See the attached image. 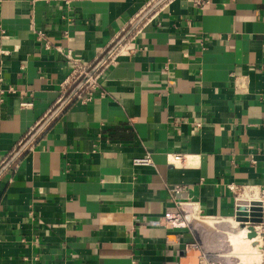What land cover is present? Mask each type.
<instances>
[{
    "label": "crops",
    "instance_id": "crops-1",
    "mask_svg": "<svg viewBox=\"0 0 264 264\" xmlns=\"http://www.w3.org/2000/svg\"><path fill=\"white\" fill-rule=\"evenodd\" d=\"M0 24V264H199L163 216L264 186V0H0ZM115 48L103 95L65 92L64 53Z\"/></svg>",
    "mask_w": 264,
    "mask_h": 264
},
{
    "label": "built area",
    "instance_id": "built-area-1",
    "mask_svg": "<svg viewBox=\"0 0 264 264\" xmlns=\"http://www.w3.org/2000/svg\"><path fill=\"white\" fill-rule=\"evenodd\" d=\"M40 1L46 3H61L70 8L73 4L83 0H32V2ZM190 1L197 8H203L210 2V0ZM0 31H2L1 24ZM38 35L41 38L45 37L42 31H38ZM46 47H49V42H46ZM58 49L63 52L60 48ZM118 50V48H115L94 63H85L80 57L75 56L71 52L64 53L70 68V73L63 84L65 92L69 89H73V97L83 101L92 100L97 92L103 95L104 91L100 90L101 80L115 63ZM182 157L183 156L180 154L175 155L176 159H182ZM133 163L135 165L153 164L151 153L147 152L144 156L135 158ZM183 189L184 186H175L173 190L179 192ZM229 189L236 193L238 200L243 199L246 200L249 205H260L264 207V186L255 190L253 188L243 189L235 185H229ZM239 191H241V193ZM177 208L175 212L165 213L163 218L165 222L173 228L188 229V232L192 235V239L183 242L184 250H199V264H242L241 258L229 245V233L242 230L245 232V236L250 238L248 234L251 232V226H257L255 236L251 239H257L252 242V245L256 247L259 255V261H253L252 264H264V222L253 224L251 222L241 223L233 220L226 223L224 222L222 225H218L219 223L209 225L200 220L201 217L207 215L203 214L202 209L199 206L196 207L192 201L177 203ZM220 231H223L227 235L228 244H224L225 242L223 243L220 239L217 242L223 247L215 248L211 246V243L215 242L214 240L207 241L206 243V238L211 233L217 235ZM193 236H195V239H193Z\"/></svg>",
    "mask_w": 264,
    "mask_h": 264
},
{
    "label": "water",
    "instance_id": "water-1",
    "mask_svg": "<svg viewBox=\"0 0 264 264\" xmlns=\"http://www.w3.org/2000/svg\"><path fill=\"white\" fill-rule=\"evenodd\" d=\"M200 220L206 224L226 223L233 220L241 223L251 222L253 224L264 222V207L260 205H249L246 200L239 199L235 206V214L229 217L203 216ZM257 226H251L250 238L255 236Z\"/></svg>",
    "mask_w": 264,
    "mask_h": 264
},
{
    "label": "bare ground",
    "instance_id": "bare-ground-1",
    "mask_svg": "<svg viewBox=\"0 0 264 264\" xmlns=\"http://www.w3.org/2000/svg\"><path fill=\"white\" fill-rule=\"evenodd\" d=\"M256 240H257L256 238L251 239V238L246 237L245 232L241 230V231H237V232H231L230 238L228 241H229V245L232 247L233 250L234 249L239 250V246H240V248L242 249V251L245 254H252V250L256 248L254 245H252V242H254ZM235 253L237 255L240 254L239 251H237Z\"/></svg>",
    "mask_w": 264,
    "mask_h": 264
},
{
    "label": "rangeland",
    "instance_id": "rangeland-1",
    "mask_svg": "<svg viewBox=\"0 0 264 264\" xmlns=\"http://www.w3.org/2000/svg\"><path fill=\"white\" fill-rule=\"evenodd\" d=\"M218 225H222V223H219ZM230 233H229V235H230ZM203 237H204V235H203ZM208 237H209L210 241H213V240L215 241L214 243H211V246H213L215 248L216 247L217 248L218 247H223L222 245L218 244L217 241L219 239L222 240L223 243L225 242L224 244H228L227 235L223 231H220L219 234H217V235H214L213 233H211ZM205 238H206V236H205ZM231 249H232V247H231ZM237 251L240 252V254L238 256L241 258V261L243 262L242 264H252L253 261H259V256H258V253H257L258 251L256 250V248L252 250V254H245L242 251V249L240 248V246H239V250L234 249V252H237Z\"/></svg>",
    "mask_w": 264,
    "mask_h": 264
}]
</instances>
